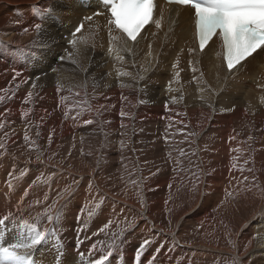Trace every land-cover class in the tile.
Returning a JSON list of instances; mask_svg holds the SVG:
<instances>
[{
  "label": "bare ground",
  "instance_id": "6f19581e",
  "mask_svg": "<svg viewBox=\"0 0 264 264\" xmlns=\"http://www.w3.org/2000/svg\"><path fill=\"white\" fill-rule=\"evenodd\" d=\"M83 7L76 0L0 3V33L28 29L32 41H45L42 49H15L0 38V245L24 242L36 227L45 241L19 252L28 261L42 255L48 263L41 264L101 256L105 264H264V52L230 73L217 41L197 52L188 10L160 7L129 42L106 13ZM69 55L78 57L69 62ZM88 120L111 132L114 157L132 136L143 160L107 164L111 147L95 135L91 157L78 154L73 142ZM120 169L123 176L114 177ZM207 192L219 195L213 210L225 217L214 216ZM233 197L237 213L217 208H234ZM242 213L241 224H231ZM90 214L100 215L95 227Z\"/></svg>",
  "mask_w": 264,
  "mask_h": 264
},
{
  "label": "snow or ice",
  "instance_id": "6c2138e0",
  "mask_svg": "<svg viewBox=\"0 0 264 264\" xmlns=\"http://www.w3.org/2000/svg\"><path fill=\"white\" fill-rule=\"evenodd\" d=\"M169 3L188 7L194 12L195 31L202 52L214 37H219L230 73L234 69L239 72L244 67L243 61L249 57L255 59L256 55L264 52V0H169ZM103 4L110 13L108 23L114 25L127 40L133 42L137 41L138 34L150 23L154 11L153 0H103ZM100 14L99 11L94 13ZM85 19L91 20L92 16ZM156 26L160 27L159 22ZM35 28L39 31L41 24H35ZM80 31L81 27H76L73 36ZM20 75L21 73L17 71L13 78ZM121 115L123 116V113ZM85 123L91 124L92 121L88 120ZM48 219L52 220V217L49 216ZM77 219H80L79 215ZM45 238V232L33 227L26 241L8 243L7 246L0 245V264H29L26 254H21L19 250L35 249L45 241ZM149 243L150 241L142 243L136 252L137 258L142 256L144 248ZM76 250L82 259L84 254L80 252L79 239ZM106 259L107 257L101 256L99 260L90 261V264H105ZM136 264H139V259Z\"/></svg>",
  "mask_w": 264,
  "mask_h": 264
},
{
  "label": "rangeland",
  "instance_id": "374dc122",
  "mask_svg": "<svg viewBox=\"0 0 264 264\" xmlns=\"http://www.w3.org/2000/svg\"><path fill=\"white\" fill-rule=\"evenodd\" d=\"M11 1H13V0H11ZM4 2H6V0L4 1V0H0V3L1 4H3ZM20 4H22V3H20ZM13 7L14 6H16V5H18V4H11ZM20 25V24H19ZM17 27H20L21 28V30H23L22 29V24L20 25V26H17ZM9 32L10 31H8V32H4V33H0V38H1V40L2 41H4V42H6V43H8L9 45H12L15 49H20V47H23L24 49H26V47H29V46H34V47H36V45H37V47L36 48H38V49H42V47H43V44H45L44 42V40L43 41H41L40 43L42 44V47H41V44L40 43H38L37 41H32L31 40V38L32 37H35V35H33L31 32H24V31H19V32H23L22 33V35H19L18 33H16V32H10V34H9ZM12 38H13V40H12ZM30 39V40H29ZM29 41V43H28V45H27V42ZM35 42V43H34ZM34 43V44H33ZM47 43V42H46ZM22 46H21V45ZM25 45V46H24ZM27 45V46H26ZM40 45V46H39ZM16 46H18V47H16ZM96 49H97V43H95V47L92 49V52L94 53L95 51H96ZM70 57V58H69ZM69 57L67 58V59H69L68 61L69 62H71V61H73L74 59H76L78 56L77 55H69ZM71 64V63H70ZM15 75V74H14ZM248 81H250V80H248ZM248 81H247V83L246 84H248ZM10 92V89L8 90V93ZM15 98L17 97V96H14ZM14 97H13V99H14ZM5 99H7V100H9L10 99V97H9V99H8V96H6L5 97ZM4 99V100H5ZM150 105H152V103H149ZM11 110L9 109V110H6V112H10ZM46 117V119H48L49 121H50V119L47 117V116H45ZM44 117V118H45ZM85 121V120H84ZM94 123V122H93ZM91 123V124H84V125H82V126H80L78 129H77V133H80V137L79 138H77L74 142H73V144L75 145V149H76V152L78 153V154H80V155H83V156H85V157H91V155H92V153H93V151H94V149H95V147H93L92 146V137H97L98 138V141H97V144L99 145V146H101V147H103V148H105V146H107V148H110L111 147V149H110V153H111V158L108 160V162H106L107 164H112V165H114V166H119L120 164L122 165H129V164H132L133 163V161L135 160V158H138V159H140V160H143L142 158H144V155L142 156V154H144V149L141 147V145L138 143V142H136V140L131 136L130 137V140H128V143H131V144H126V145H128L129 146V148H127V150H124L123 148H122V150H120L121 152L123 151V153L122 154H118L117 155V158L116 157H114V154L113 153H115V146H116V144L115 143H113L112 141H111V132L109 131H103V132H101L100 130V132L98 131V129H97V125L94 123ZM223 123H224V121H223ZM85 125H87V126H85ZM95 126V127H94ZM223 125H220L219 126V131L221 132V131H223L224 130V126L222 127ZM90 129H89V128ZM222 129H221V128ZM88 128V129H87ZM86 130V131H85ZM60 131H63V128L60 130ZM90 131V132H89ZM92 132V133H91ZM137 132V131H136ZM101 134V135H100ZM95 135V136H94ZM205 135V134H204ZM119 136V135H118ZM117 136V137H118ZM140 136H142L143 137V135H140ZM123 137H125V136H123ZM219 137V139H227L228 138V136H226V135H219L218 136ZM90 140H89V139ZM101 139V140H100ZM206 141H207V139L204 137V140L203 141H201V143H200V148L201 149H203L204 148V146H205V143H206ZM85 143V144H84ZM87 143H89V144H87ZM105 143V144H104ZM106 143H107V145H106ZM111 143V144H110ZM125 143V142H124ZM151 143V142H150ZM149 142H146L145 143V146L146 147H154V145H153V143H151L150 144ZM203 143H204V145H203ZM94 144V143H93ZM114 144V145H113ZM138 144V145H137ZM112 145V146H111ZM149 145V146H148ZM85 146V147H84ZM203 146V147H202ZM77 147V148H76ZM115 147V148H114ZM81 150H80V149ZM137 148H139L141 151H139ZM78 149V150H77ZM80 150V152H78ZM86 150H88V151H86V153H84ZM84 151V152H83ZM136 151H137V153H136ZM88 152V153H87ZM190 153H192V155L194 156V152H195V150H190L189 151ZM82 153V154H81ZM126 153H127V155H126ZM139 153V154H138ZM100 154H103V153H100ZM130 154V155H129ZM134 154H136V155H134ZM138 154V155H137ZM184 154H185V152H183L181 155H180V157H179V160H178V162L179 163H175V165H178L179 164V167H181V168H183V166L185 165L184 164V161L183 160H181V159H183V156H184ZM90 155V156H89ZM123 155H124V157H123ZM133 155V156H132ZM160 154H155V157H151L152 159V161H159V159H160V156H159ZM127 156V157H126ZM114 157V158H113ZM118 157H120V158H118ZM128 158V159H126V158ZM131 159V160H130ZM164 161V165H166V167H170V172L171 171H174L175 172V170L172 168V162L170 161V160H168V159H166V157L165 156H163V158H162ZM125 162H124V161ZM127 160H129L130 161V163L127 161ZM110 161V162H109ZM121 163H120V162ZM167 161V162H166ZM170 161V162H169ZM181 162H182V164H181ZM90 163H92V162H90ZM128 163V164H127ZM120 165V166H121ZM183 165V166H182ZM98 166H100V165H98ZM103 167H105V166H103ZM120 173H118V172ZM124 171V170H123ZM122 171V169H120V171L119 170H116L115 171V173L113 174V176L114 177H120V175L121 176H123V172ZM165 171H168V170H165ZM117 173V174H116ZM154 196H156V194L154 193ZM180 196V198L183 200L184 199V201L186 200V198H185V196H183V194H181V195H179ZM217 196H219V195H217V194H211V193H209V192H207V193H205V197H208L209 198V202H208V205H209V208H211L212 209V212H213V214H214V216H217V214L216 213H214V210H213V207H214V201L213 200H216L217 199ZM204 197V201H205V198ZM176 198L178 199V201H181V199L179 200V197H178V195L176 196ZM234 198V199H233ZM233 198H231V200H233V201H231V206L232 207H236L237 208V206L238 207H240V209H241V206L240 205H237L236 206V204H237V202H239L238 200H237V198H235V197H233ZM236 200V201H235ZM230 201H228V202H230ZM230 204V203H229ZM234 204V205H233ZM186 205V206H185ZM182 207V208H181ZM184 207V208H183ZM185 207H187L188 208V206H187V203H186V201H185V203H183V201H182V203H180V209L182 210H184V209H187V208H185ZM224 207V208H223ZM231 208V207H226L225 205H224V203L223 204H219L218 205V209L221 211V210H223L222 212H224V214H227V215H229L228 214V212L230 213V212H232V211H234L235 210V213H237L238 211H236V208ZM228 211H227V210ZM231 209H232V211H231ZM225 210V211H224ZM254 210V208L253 207H251V208H246V211H248V212H246V213H248L247 214V216L249 215V212L250 211H253ZM246 213L245 214H241V218L239 217V216H236L237 218H234V220H236V221H234L233 219H232V221L230 220V218L229 217H227V221H229V222H232L231 224H233L234 226H239L240 224H241V222L243 221V219H245L247 216H246ZM242 215H243V217H242ZM246 217H245V216ZM218 216H220L221 218L222 217H225L226 215H218ZM217 216V217H218ZM100 217V215H97V216H94L93 214H90V215H88L87 216V219H88V221H89V223H90V225L91 226H93V227H95L97 224H98V218ZM234 217V216H233ZM229 219V220H228ZM242 219V220H241ZM235 222H237L236 224H235ZM99 228H102V229H105V224H104V222L101 224V226L99 227ZM37 256H36V260L35 259H33V260H30L29 262H33V263H40L41 264V262L43 261L44 263H46V261H47V263H48V260L46 259V258H44L42 255H40V254H36Z\"/></svg>",
  "mask_w": 264,
  "mask_h": 264
}]
</instances>
